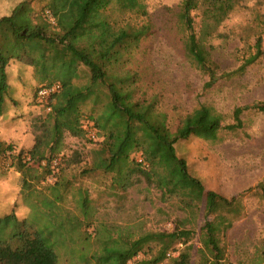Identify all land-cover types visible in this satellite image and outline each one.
<instances>
[{"label": "trees", "instance_id": "16d2710c", "mask_svg": "<svg viewBox=\"0 0 264 264\" xmlns=\"http://www.w3.org/2000/svg\"><path fill=\"white\" fill-rule=\"evenodd\" d=\"M240 2L184 0L181 5L179 21L186 35L185 51L192 64L208 76L206 88L220 78L243 72L262 54L259 37L256 53L235 73L219 74L211 58L205 41ZM116 9L147 15L140 0H21L11 14L0 18V116L9 91L7 68L12 60L34 69L38 89L61 86L45 103L49 112L34 124V144L25 150L0 141V159H10L17 172H22L31 161H45L52 178L45 190L52 203L70 199L79 209L86 229L95 228L78 246L58 254L51 246V234L34 231L25 220L18 219L14 200L0 214V264H129L140 254L144 258L135 264H162L166 260L170 264H190L194 244L188 243L197 236L193 224L200 210L205 218L198 236L202 264H228L223 240L244 212L242 201L207 190L190 171L188 161L178 154L176 145L192 135L215 141L221 130L241 128L244 109L237 108L235 123L223 127L221 113L200 104L173 128L159 97L142 89L141 76L132 63V51L148 35L151 26L118 25L111 14ZM195 16L200 18L199 30ZM84 73L88 79L79 83ZM253 108L264 112V101ZM86 120L92 121L99 146L90 151V162L69 177V169L75 170L81 161L78 153L64 158L56 167L51 162L61 156L67 133L88 136ZM138 156L148 166L138 162ZM96 174L109 179L107 189L115 197L144 181L158 190L160 201L187 216L176 218L172 231L138 233L136 223H108L99 215L90 190L81 183L75 184L77 177ZM261 198L264 203L263 185ZM177 244H184L185 248ZM176 252V256H168Z\"/></svg>", "mask_w": 264, "mask_h": 264}, {"label": "rangeland", "instance_id": "374dc122", "mask_svg": "<svg viewBox=\"0 0 264 264\" xmlns=\"http://www.w3.org/2000/svg\"><path fill=\"white\" fill-rule=\"evenodd\" d=\"M20 1L0 0V18L11 14ZM140 1L145 5L147 15L116 9L111 13L112 19L117 20L118 25L147 23L151 26L148 35L132 51V63L141 76L142 89L159 97L172 127L176 128L179 120L200 104L221 113L223 127L235 123L237 108L244 109L240 116L241 128L223 129L215 141L192 135L176 147L178 154L188 161L192 174L203 181L207 190L242 201L244 212L223 240L227 263L255 264V260H260L259 264H264V203L261 198L264 112L253 108L264 101V0H241L217 32L205 41L221 74L237 72L245 60L256 53L255 44L259 37L262 38V54L254 63L230 78L218 79L210 88L205 87L208 76L192 64L185 51L186 35L179 21L184 0ZM195 21L199 30L200 18L195 16ZM87 79L88 75L84 73L78 82L84 83ZM7 81L9 91L5 95L4 113L0 116V141L26 150L35 141L34 124L49 110L46 102L37 98L38 82L31 66L12 60L7 68ZM84 125L93 129L92 121L86 120ZM99 141L89 136L66 134L65 148L58 157L60 162L76 153L81 157L75 170L69 169V177L78 174L90 162V151L99 146ZM45 166L42 162L31 161L22 172H17L11 167L10 159H0V214L16 200L14 210L18 219L25 220L34 231L51 234V246L58 254H65L95 228L86 229L79 209L70 199L52 203L45 190L52 178ZM80 183L90 190L102 220L136 223L138 233L172 231L176 218L187 216L171 204L160 201L158 190L144 181L137 182L126 193L119 192L120 197L113 196L107 189L109 179H103L99 174L77 177L75 184ZM4 194L6 198L1 197ZM195 220L193 226L197 236L188 243L194 244L190 264H202L204 258L198 251L201 247L198 236L205 222L203 210L197 212ZM177 247L184 249L185 245L177 244ZM142 258L144 255L140 254L129 264ZM165 263L170 264L168 260Z\"/></svg>", "mask_w": 264, "mask_h": 264}, {"label": "built area", "instance_id": "2783aa9c", "mask_svg": "<svg viewBox=\"0 0 264 264\" xmlns=\"http://www.w3.org/2000/svg\"><path fill=\"white\" fill-rule=\"evenodd\" d=\"M47 14L50 17V19L53 21V18H52L49 11H47ZM60 88H61L60 84H54V85H50V86L40 87L37 91V98L40 102H47L49 97L51 95H54L55 93H57L60 90ZM48 110H50V108H48ZM87 130H88V136L90 138H92L94 140L99 139L97 137V133H96V130L94 128L91 130H89V129H87ZM6 154L9 156L11 154V151H8ZM137 161L143 163L145 166H148V164L143 160L142 156H138ZM59 162H60L59 158H55L52 160L51 164L53 167H56V166H58ZM42 163L46 164L45 161H42ZM176 255H177L176 253L168 254L169 257L176 256ZM165 262L162 264H166Z\"/></svg>", "mask_w": 264, "mask_h": 264}, {"label": "crops", "instance_id": "0c3cea01", "mask_svg": "<svg viewBox=\"0 0 264 264\" xmlns=\"http://www.w3.org/2000/svg\"><path fill=\"white\" fill-rule=\"evenodd\" d=\"M14 9V8H13Z\"/></svg>", "mask_w": 264, "mask_h": 264}]
</instances>
